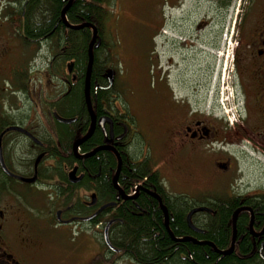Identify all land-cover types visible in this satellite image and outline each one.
<instances>
[{
	"label": "flooded vegetation",
	"instance_id": "1",
	"mask_svg": "<svg viewBox=\"0 0 264 264\" xmlns=\"http://www.w3.org/2000/svg\"><path fill=\"white\" fill-rule=\"evenodd\" d=\"M203 1L221 12L236 8L230 38L232 116L206 107L198 84L188 94L176 93L168 72L164 82L160 71L156 74L159 83L151 107L131 103L121 72L114 67L116 59L102 49L105 42L99 33L101 51L111 59H101L102 65L92 70L94 127L74 151L92 118L74 60L69 59L71 72L63 69L65 47L59 36L64 38V32L58 24L60 34L27 37L16 27L21 22L16 13L20 11L24 21L31 0H0V264H116L125 255L110 240L111 247L106 244L105 225L112 221L109 239L115 220L129 213L127 203L155 199L150 192L160 196L168 217L164 202L185 204L188 231L181 239L206 244L215 252L233 244L230 253L222 254L231 264H264V0ZM209 21L200 20L196 29L208 27ZM40 45L51 55L46 69L31 63L33 53L16 64L26 48L35 52ZM80 87L84 112H73L69 96ZM143 115L153 121L149 132L143 130ZM98 158L103 164L107 159L114 162L106 180L102 165L90 167ZM129 165L147 172L130 190L119 179ZM148 170L156 174L153 184L147 183ZM71 171L82 178L71 181ZM47 186L58 197L49 214L41 210V225L24 205L35 204L30 188ZM224 214L228 235L221 248L208 235L220 228ZM45 225L55 233L75 229V245L49 241Z\"/></svg>",
	"mask_w": 264,
	"mask_h": 264
},
{
	"label": "rangeland",
	"instance_id": "2",
	"mask_svg": "<svg viewBox=\"0 0 264 264\" xmlns=\"http://www.w3.org/2000/svg\"><path fill=\"white\" fill-rule=\"evenodd\" d=\"M181 1L104 2L102 5L109 11L101 33L105 47L116 59L114 67L121 72L131 103L137 105L142 102L151 107L153 90L159 83L156 74L160 71V81L164 82L168 72L176 93L188 94L190 88L198 84L206 107L213 105L216 112H228L232 116L231 98L235 81L230 38L236 8L221 12L208 7L203 0H183L180 5ZM204 18L210 20L208 27L197 30V24ZM46 49V45H40L35 52L26 48L16 64L21 65L33 53L31 63L39 69H46V58H51ZM66 62L63 63L65 72ZM144 117L147 116L140 117V121L143 130L149 132L152 125L148 129V123L153 121L150 119L149 122ZM28 195L34 197L35 204H25L26 212L44 225L41 210L43 214H49L55 208L52 203L58 195L48 186L30 188ZM44 227L49 241H60L66 247L75 245V229L55 233L50 225ZM116 264L135 263L119 256Z\"/></svg>",
	"mask_w": 264,
	"mask_h": 264
},
{
	"label": "trees",
	"instance_id": "3",
	"mask_svg": "<svg viewBox=\"0 0 264 264\" xmlns=\"http://www.w3.org/2000/svg\"><path fill=\"white\" fill-rule=\"evenodd\" d=\"M110 0H73L66 11V19L73 25L85 22L96 26L98 34L102 33V25L109 15V11L102 5ZM67 0H31L29 7L26 8L24 21L20 11L16 13L21 22L17 24V29L24 30L27 37H39L46 33L64 32L65 55L63 63L74 60V72L80 82L84 80L87 63V48L91 39V30L89 27L72 29L64 26L60 22V11ZM58 22V23H57ZM58 24L59 30L58 32ZM102 35V34H101ZM58 37L53 38L54 44L58 45L61 40ZM28 44L30 41H24ZM102 49H107L105 46ZM100 45L93 50V72L101 65V59L109 60L111 57L106 55ZM92 74V72H91ZM91 80V79H90ZM84 95V93H83ZM81 87L75 88L69 96L71 109L83 111ZM83 114V113H82ZM82 117V116H81ZM91 164L90 167L96 169L99 165L103 167L104 180L108 179L109 169L113 167V160L107 159V163L99 162ZM148 184L155 183V173L148 170ZM147 172L143 174V169L129 165L122 168L119 179L120 182L130 190L134 184H137L144 178ZM140 208H136V204ZM169 212V227L176 240L172 239L164 227V215L159 208L156 200L151 197L138 198L129 201L126 205L127 215L118 217L115 224L110 227L109 240L115 247L120 249L123 255L129 257L136 264H231L228 258L218 254L206 244L196 245L189 241L180 240L185 236L188 228L185 222V204L181 201L164 202ZM226 215H222L221 226L212 231L209 239L224 248L227 241L228 230L224 225ZM178 238V240H177ZM230 256V255H229Z\"/></svg>",
	"mask_w": 264,
	"mask_h": 264
},
{
	"label": "water",
	"instance_id": "4",
	"mask_svg": "<svg viewBox=\"0 0 264 264\" xmlns=\"http://www.w3.org/2000/svg\"><path fill=\"white\" fill-rule=\"evenodd\" d=\"M72 1L73 0H67L66 4L61 9V11H60L61 22L64 24V26H66L68 28H72V29H79V28H83V27H89L91 32H92L91 33V39H90V41L88 43V48H87V63H86V71H85V75H84V84H83L84 99H85V103H86L88 112H89V114H90V116L92 118V122H91V124L89 126V129L87 130L86 134L83 137H81L80 139H78L74 143L73 150L76 151L78 145L80 143H82L84 140H86L91 135V133L93 131V127H94V115H93L92 106H91V102H90V78H91V72H92V66H93V50L100 45L101 40H100V36L98 34L96 26L93 25L92 23L85 22V23H82V24L73 25V24H71V23H69L67 21V19H66V11L68 10V8L71 5ZM72 66H73V62H69L67 64L68 72L72 71ZM73 120L74 119H62V121H64V122H71ZM98 149L99 148H96L92 152L87 153L84 156L88 157V156L93 154ZM74 174H75L74 171H71L70 174H69L71 181L77 182V181H79L82 178V175L77 176V177H73ZM27 181H33V178L30 179V180H27ZM113 181H114V183L116 182L115 179ZM150 194L157 200V202L159 203V206H160V208H161V210L163 212V215H164V226L166 228V231L168 232V234L170 235V237L172 239L176 240L175 236L173 235V233L169 229L167 209L164 206V204L162 203V200H161L160 196L158 194H156V193H153V192H150ZM128 198H134V196H129ZM107 205H109V204H107ZM196 210H198V209H196ZM190 214L188 215V219L190 218ZM235 218H236V215L233 216V220H235ZM111 223H112V221L107 222V224L105 225L104 234H103L104 241L110 247H111V244H110L109 239H108V228H109ZM177 240H178V238H177ZM180 240H190V238H184V239H180ZM232 247H233V244L227 250H224V251L216 250V251L218 253H221V254H228L232 250Z\"/></svg>",
	"mask_w": 264,
	"mask_h": 264
}]
</instances>
